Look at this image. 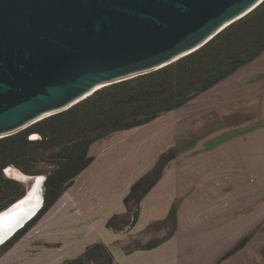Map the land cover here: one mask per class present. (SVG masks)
<instances>
[{"label": "rangeland", "instance_id": "rangeland-1", "mask_svg": "<svg viewBox=\"0 0 264 264\" xmlns=\"http://www.w3.org/2000/svg\"><path fill=\"white\" fill-rule=\"evenodd\" d=\"M227 111L241 114L242 119L224 123ZM201 133L207 135L197 136ZM244 136L246 142L237 144L224 158L222 155L210 161L207 172L198 159L189 162L218 143ZM169 149H177V160L191 158L172 176L166 188L160 185L161 179L155 188L163 189L166 194L174 193L172 203L165 210L163 199L156 202L144 198L138 220L129 233L138 234L149 223L166 218L173 205L178 233L157 248L126 254L123 247L128 232L112 231L106 227V221L112 214L125 211L123 198L130 186ZM88 153L94 157L93 161L67 189L79 192L80 206L96 227L100 242L114 254L115 262L264 264V51L183 106L145 124L101 138L90 145ZM42 155L46 158L48 152L42 151ZM34 167L49 169L45 160ZM17 181L24 187L25 183ZM201 182L204 184L200 185ZM39 220L17 241L0 249V264H38L44 259L38 253H44L54 244L48 241L64 238L62 233L67 227L64 212L46 214ZM213 225L217 235L210 231ZM168 232L169 225L161 229L154 226L149 236L159 239ZM245 235L247 240L239 250L221 258ZM219 236L225 242L218 243ZM223 245L226 251L219 253Z\"/></svg>", "mask_w": 264, "mask_h": 264}, {"label": "water", "instance_id": "water-1", "mask_svg": "<svg viewBox=\"0 0 264 264\" xmlns=\"http://www.w3.org/2000/svg\"><path fill=\"white\" fill-rule=\"evenodd\" d=\"M263 1L0 0V138L196 51ZM26 175L0 246L43 205L46 175Z\"/></svg>", "mask_w": 264, "mask_h": 264}, {"label": "trees", "instance_id": "trees-1", "mask_svg": "<svg viewBox=\"0 0 264 264\" xmlns=\"http://www.w3.org/2000/svg\"><path fill=\"white\" fill-rule=\"evenodd\" d=\"M263 51L264 1L196 51L155 71L101 87L67 110L50 115L15 134L1 137L0 210L24 193V187L6 174V168L17 167L32 175L42 173L46 178L41 209L0 249L21 238L89 166L94 159L88 153L92 143L183 106ZM42 151L48 152L46 158ZM176 156L177 149L162 152L154 166L130 186L123 198L125 211L114 213L107 219L108 229L129 232L134 227L142 199L161 179L165 167ZM44 160L48 163V170L34 167ZM166 225H169V232L164 237L150 239L154 226L161 229ZM176 229V206L173 205L166 218L149 223L142 232L129 237L125 251L131 253L155 248L171 238ZM246 240L245 235L221 258L239 250ZM62 264L118 263L107 245L96 241Z\"/></svg>", "mask_w": 264, "mask_h": 264}, {"label": "crops", "instance_id": "crops-1", "mask_svg": "<svg viewBox=\"0 0 264 264\" xmlns=\"http://www.w3.org/2000/svg\"><path fill=\"white\" fill-rule=\"evenodd\" d=\"M234 113L235 112L227 111L225 113V117L223 119L224 123L232 124V123L236 122L238 119H242L241 114L240 115H236V114L234 115ZM218 125H219V123L214 124L207 131V133L209 134ZM169 132L171 134V130ZM207 133H201L197 136L203 137V136L207 135ZM245 139H247V136H244V137H241V138H238L235 140H230L228 142L226 141V142L218 143L213 147V149H211L210 151H207V153H205L204 155H202V156H196L195 155L196 157H194L192 159L193 161H189L191 158L183 160V161H180V160H177L176 158H174L165 167L163 174H162V177H161V180H160V182L162 181V183L160 185L162 187L166 188L168 186V184L170 183L172 176L174 174H177V172L183 167V165H186L185 162H187V161L194 163L198 159L200 161L199 165L203 164V166H205L204 167L205 171L206 172L209 171L210 167L207 164H209L210 161H212L213 159H215V161H216V160L220 159V157L222 155L224 158V156H226L227 153H231L232 148L235 147L237 144H240L241 142H246ZM193 168L197 169V167H195L194 165H193ZM198 169H199V167H198ZM179 173H181V172H179ZM202 175H204V174H202ZM200 177H201V174L199 177H197V179H200ZM160 182L158 181L151 188V190L144 196V198L148 199V200H153L156 202H159V200L162 201V199H163V201L166 204L165 210H167L169 205L172 203V199L174 198V193L166 194L163 192V189H155ZM211 182H212V180H211ZM202 184H204V183L201 182L200 185H202ZM215 186L217 187V185H215ZM211 189H216V188L213 187ZM173 190L175 192L176 189H173ZM155 193H156V195L153 196V194H155ZM78 194H79V192L75 193V192H72L71 189H66V191L63 193V195H61L57 199V201L45 212L44 215H46V214L47 215H55L57 213L64 212V219L66 220L65 225L67 227L62 233V234H65L64 235L65 239L64 238L63 239L57 238L55 240H49L48 241L49 243H54V244L51 247L46 248L48 250H46L44 253H42L41 251L38 253V255L40 254V257L44 258L42 260H39L38 264H62V262L64 260L73 258V257L79 255L80 253H82L88 244H90L92 242H96V241H102L99 234L95 230L96 227L94 226V224H92L88 220L89 218L87 216L86 210H84V208L80 206L79 199L77 198ZM143 199H142V201H143ZM176 214H177V212H176ZM41 219H42V217L40 218V220ZM219 225H221V224H219ZM214 228H216L215 225L211 226L210 231L214 235H217L215 230H213ZM245 230H246V227H245ZM83 231H84V234H82ZM176 231H177V229H176ZM177 233H178V231L175 232V234L172 238H174ZM126 235H127V240H128L129 237H131L135 234H131L128 232ZM127 240H126V242H127ZM218 240H219L218 243L225 242V238H221L220 236H219ZM56 245H58V246H56ZM220 248L221 247H219V250H220ZM224 250L226 251V246L223 245V247L221 248V251L219 253H221ZM124 251H125V248H124ZM139 251H144V250H135L133 252H139ZM133 252H131V253H133ZM131 253L126 252V254H131ZM113 256H114V254H113ZM114 259H115V261H117L115 256H114ZM117 263L123 264V262H119V261Z\"/></svg>", "mask_w": 264, "mask_h": 264}, {"label": "bare ground", "instance_id": "bare-ground-1", "mask_svg": "<svg viewBox=\"0 0 264 264\" xmlns=\"http://www.w3.org/2000/svg\"><path fill=\"white\" fill-rule=\"evenodd\" d=\"M5 172H6L7 175H9L11 177H14V178H16V179H18L20 181L26 182L28 180V177H27L26 173H24L22 171H19V170H16V169H12V167L6 168ZM42 178L43 177H38L37 178L38 183L41 182ZM39 185H40V183H39ZM37 189H39L38 184H36V186L33 188V191H36ZM36 196H39V193L36 192Z\"/></svg>", "mask_w": 264, "mask_h": 264}]
</instances>
